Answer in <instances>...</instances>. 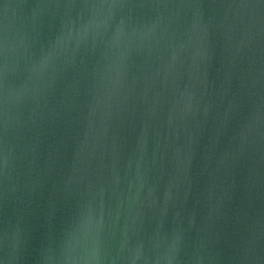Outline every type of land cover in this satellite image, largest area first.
<instances>
[{
  "label": "water",
  "instance_id": "water-1",
  "mask_svg": "<svg viewBox=\"0 0 264 264\" xmlns=\"http://www.w3.org/2000/svg\"><path fill=\"white\" fill-rule=\"evenodd\" d=\"M0 264H264V4L0 0Z\"/></svg>",
  "mask_w": 264,
  "mask_h": 264
},
{
  "label": "snow or ice",
  "instance_id": "snow-or-ice-1",
  "mask_svg": "<svg viewBox=\"0 0 264 264\" xmlns=\"http://www.w3.org/2000/svg\"><path fill=\"white\" fill-rule=\"evenodd\" d=\"M259 3L264 4V0H259ZM47 62V61H45Z\"/></svg>",
  "mask_w": 264,
  "mask_h": 264
}]
</instances>
